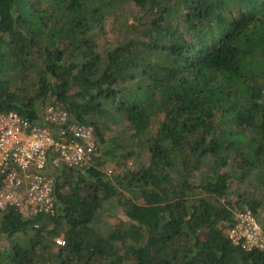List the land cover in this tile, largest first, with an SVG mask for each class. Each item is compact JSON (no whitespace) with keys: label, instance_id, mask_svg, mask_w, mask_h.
Returning a JSON list of instances; mask_svg holds the SVG:
<instances>
[{"label":"trees","instance_id":"16d2710c","mask_svg":"<svg viewBox=\"0 0 264 264\" xmlns=\"http://www.w3.org/2000/svg\"><path fill=\"white\" fill-rule=\"evenodd\" d=\"M51 97L97 153L53 169L55 213L0 211V264H264L224 232L233 203L264 208V0H0V111L38 121Z\"/></svg>","mask_w":264,"mask_h":264},{"label":"built area","instance_id":"2783aa9c","mask_svg":"<svg viewBox=\"0 0 264 264\" xmlns=\"http://www.w3.org/2000/svg\"><path fill=\"white\" fill-rule=\"evenodd\" d=\"M67 109L49 102L38 121L0 111V211L14 205L23 214H53L55 167L80 165L97 153L94 127L68 120ZM225 235L245 249L264 247V229L248 207L234 206ZM55 241L64 242L62 236Z\"/></svg>","mask_w":264,"mask_h":264},{"label":"rangeland","instance_id":"374dc122","mask_svg":"<svg viewBox=\"0 0 264 264\" xmlns=\"http://www.w3.org/2000/svg\"><path fill=\"white\" fill-rule=\"evenodd\" d=\"M135 13H136V8L132 5H128V4H123L120 7H118V9L115 11L114 15L110 18H108L105 22V26L108 29V33H110L111 35H109V39H112L113 37H116L115 39L121 40L122 36L124 34L129 35L130 32V27L128 26L129 23H131L134 18H135ZM104 40V39H103ZM106 39L104 41H100L99 43V48L101 50L105 49L106 46ZM53 97H51L50 99H48L49 102L53 101ZM48 102V103H49ZM47 103V104H48ZM136 152H138V159H134V157H131L128 159L127 161V167H134L136 164L137 160H143L146 161L147 160V151L143 150V149H139L137 146L135 147ZM115 165L114 163H108L106 166V169L108 171H112L114 170ZM230 198L232 201H235L237 199V195L232 192L230 195ZM235 204L237 207L238 205L236 203ZM243 207H248L246 203H241ZM263 210H261V208H259V212L258 214H255V216L257 217L258 221L260 222L261 226L264 229V208H262ZM123 216V210L122 208L118 205V203L116 202V200H112V201H107L104 205V207L99 211L98 213V218H99V225L102 228H106L108 226H110L112 223L116 222V220L118 219V217H122ZM61 236V235H59Z\"/></svg>","mask_w":264,"mask_h":264}]
</instances>
